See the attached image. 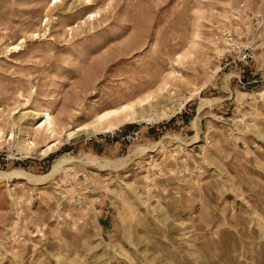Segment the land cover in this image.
<instances>
[{"label": "rangeland", "instance_id": "374dc122", "mask_svg": "<svg viewBox=\"0 0 264 264\" xmlns=\"http://www.w3.org/2000/svg\"><path fill=\"white\" fill-rule=\"evenodd\" d=\"M227 3L0 0V264H264V57L220 71ZM185 158L204 172L181 183Z\"/></svg>", "mask_w": 264, "mask_h": 264}, {"label": "built area", "instance_id": "2783aa9c", "mask_svg": "<svg viewBox=\"0 0 264 264\" xmlns=\"http://www.w3.org/2000/svg\"><path fill=\"white\" fill-rule=\"evenodd\" d=\"M227 4L228 7L225 9L223 17L211 24L210 46L214 58L220 65L221 72L239 67L251 68L261 55L264 57V0H228ZM233 77L243 89L250 85L244 83L240 76L234 74ZM252 95L264 108V90L252 92ZM260 120L264 124V114ZM252 126L254 123H249L244 118L242 121L232 122L227 129L228 139L236 141L237 138L250 133ZM140 135L141 132L138 131L134 134V138L139 139ZM241 143L243 147H246L243 142ZM174 153L179 152L176 150ZM188 159L180 161L182 168L179 170L178 178L181 183L188 182L186 178L188 175L199 176L204 172L199 169L197 163ZM87 181L88 179L85 183ZM88 193L90 190H83V194Z\"/></svg>", "mask_w": 264, "mask_h": 264}, {"label": "bare ground", "instance_id": "6f19581e", "mask_svg": "<svg viewBox=\"0 0 264 264\" xmlns=\"http://www.w3.org/2000/svg\"><path fill=\"white\" fill-rule=\"evenodd\" d=\"M151 97L152 96H147L144 99H140L136 102L125 105V106H123L117 110L109 111V112H106L104 114H101L98 116L96 124H98L99 126H103V125L107 124L108 129L114 131L117 129V127H120V125H122V123L123 124L134 123V122H131L132 117L136 116L140 110L144 109L145 107L148 106V104H150L149 102H150ZM43 117L45 118V121L43 122V124L40 126L39 129H41L42 132H45V133L51 135L52 137H55L59 131V128L56 126V124H55V122H54V120L50 114H45ZM158 119H160V117ZM140 121H142V120H140ZM82 130H79L78 132H81ZM61 163L62 162H60V164L55 166L53 171L58 170L61 167ZM16 173H17V176L19 175L20 177L26 178V180L29 183L40 184V185H44L45 184L44 182L47 179H50L52 175H54L51 173L48 176L38 178V177L32 176L30 174L24 173V172H16ZM3 176L5 178L9 177L8 175H5L4 173L0 172V177H3Z\"/></svg>", "mask_w": 264, "mask_h": 264}]
</instances>
